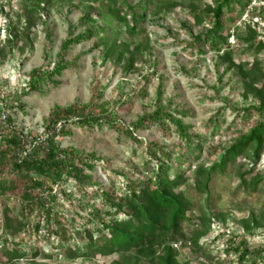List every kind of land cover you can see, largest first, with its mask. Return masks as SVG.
I'll use <instances>...</instances> for the list:
<instances>
[{"label":"rangeland","instance_id":"rangeland-1","mask_svg":"<svg viewBox=\"0 0 264 264\" xmlns=\"http://www.w3.org/2000/svg\"><path fill=\"white\" fill-rule=\"evenodd\" d=\"M218 2L0 0V264H163L165 248L171 264H264V142L257 162L241 155L217 169L264 118V0L223 10L210 44ZM68 36L88 38L63 52ZM57 64L65 67L54 85L28 90L31 70ZM56 107L70 111L49 121ZM49 148L75 151L64 161L74 177L26 185L13 161ZM159 162L185 179L174 191L188 210L175 239L142 258L69 255L87 252L88 234L100 230L88 214L103 215L97 187L117 195L122 179L145 180Z\"/></svg>","mask_w":264,"mask_h":264},{"label":"trees","instance_id":"trees-1","mask_svg":"<svg viewBox=\"0 0 264 264\" xmlns=\"http://www.w3.org/2000/svg\"><path fill=\"white\" fill-rule=\"evenodd\" d=\"M241 0H220L213 10V30L208 32V39L210 44H214L216 38L215 32L221 27L222 11L228 9L231 4H238ZM114 15L120 20H123L119 11L115 10ZM133 29H135L133 27ZM88 36H79L71 39L70 36L62 44L61 50L65 52L67 48L74 43H79L82 39ZM65 66L60 64L54 65L53 68L48 70L33 69L27 75L26 87L29 91H37L44 81H49L54 85L55 81L52 80L53 76H58ZM262 107V108H261ZM257 113L264 117V104ZM88 109V105L86 106ZM70 107L60 109L54 108L50 112L49 121H57V117H65L69 113ZM76 112L84 109L83 107L77 108ZM86 109V110H87ZM162 110H157L154 114L161 113ZM160 115L162 118L168 115ZM154 117V116H151ZM89 118H85L81 125L89 126ZM93 126L100 127L97 121L92 122ZM142 121H137L132 127L135 131L143 127ZM177 132L184 135L183 128L179 123L176 124ZM129 132V130H127ZM8 144L17 145L14 138H9ZM264 142V118L257 123L251 130L248 136L242 137L238 142L233 144L221 157L220 164L217 169L222 172L226 164L234 161L238 156L246 155L251 157V161L257 162L259 155L263 148ZM249 150V152H248ZM36 158H23L15 160L12 163V170L18 175L26 177L24 183L38 188L43 184L44 180H51L53 183L60 180L63 175L74 177L73 172L70 174L64 173L65 158L72 159L71 155H75L72 149H65L61 151V155L56 154L52 148L44 151H37ZM153 153V152H150ZM60 156V158H58ZM76 156V155H75ZM170 162H159L158 166L153 172L152 176L142 181H129L122 179L121 190L115 195L112 191H107L99 185L98 194L104 204L103 215L100 216L98 210L90 209L88 214L92 220L96 221L100 230H97L95 236L88 234L86 240L85 250L77 248L76 252L68 249L66 252L72 257L85 258L88 253L91 255L110 256L112 254L133 253L142 258L147 255L153 254V247L161 244V241L167 235L175 239V236L180 230V225L187 220V205L181 195L175 194L174 191L181 187L185 179L181 173L171 171ZM88 169H92V165H86ZM201 173V172H200ZM203 173L204 181H209V173ZM33 177V179L31 178ZM36 177V178H35ZM78 178V177H77ZM83 178V177H82ZM206 188V185L204 186ZM0 189H3L2 187ZM2 192V191H1ZM31 191L25 189L22 194L23 201L28 203V197ZM106 217V218H105ZM21 228L14 227V234H18ZM82 251V252H80ZM12 258H18L16 251L7 252ZM174 255L170 248H165V256L161 261L163 264H171Z\"/></svg>","mask_w":264,"mask_h":264}]
</instances>
